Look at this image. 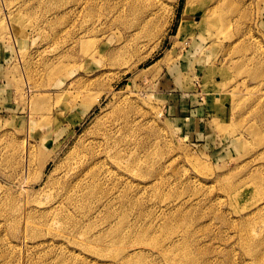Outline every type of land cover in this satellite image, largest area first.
Returning a JSON list of instances; mask_svg holds the SVG:
<instances>
[{
  "label": "rangeland",
  "instance_id": "obj_1",
  "mask_svg": "<svg viewBox=\"0 0 264 264\" xmlns=\"http://www.w3.org/2000/svg\"><path fill=\"white\" fill-rule=\"evenodd\" d=\"M1 52L0 264H264V0H0Z\"/></svg>",
  "mask_w": 264,
  "mask_h": 264
},
{
  "label": "bare ground",
  "instance_id": "obj_2",
  "mask_svg": "<svg viewBox=\"0 0 264 264\" xmlns=\"http://www.w3.org/2000/svg\"><path fill=\"white\" fill-rule=\"evenodd\" d=\"M111 140V139H110ZM114 140V139H113ZM107 145V144H106ZM111 145V144H110ZM107 148V147H106ZM94 151V150H93ZM95 152V151H94ZM92 154H93V152H92ZM88 156V155H87ZM90 156V155H89ZM87 158V157H86ZM88 160V159H87ZM96 160H98V159H96ZM85 162V161H84ZM83 162V163H84ZM87 162H89V161H87ZM103 162V161H102ZM104 163V162H103ZM88 166V165H87ZM93 166V165H92ZM104 166V165H103ZM82 193V192H81ZM57 204V203H56ZM59 204V203H58ZM46 208V207H45ZM44 209V208H43ZM46 211V210H45Z\"/></svg>",
  "mask_w": 264,
  "mask_h": 264
},
{
  "label": "crops",
  "instance_id": "obj_3",
  "mask_svg": "<svg viewBox=\"0 0 264 264\" xmlns=\"http://www.w3.org/2000/svg\"><path fill=\"white\" fill-rule=\"evenodd\" d=\"M0 56H1V58L3 57V53L2 52H1Z\"/></svg>",
  "mask_w": 264,
  "mask_h": 264
}]
</instances>
